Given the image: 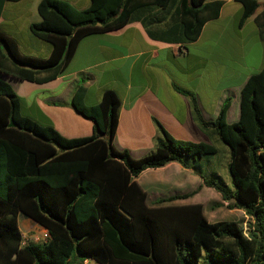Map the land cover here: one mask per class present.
Listing matches in <instances>:
<instances>
[{"label": "trees", "instance_id": "obj_1", "mask_svg": "<svg viewBox=\"0 0 264 264\" xmlns=\"http://www.w3.org/2000/svg\"><path fill=\"white\" fill-rule=\"evenodd\" d=\"M19 1L0 0V17L5 3ZM89 1L84 10L64 0L39 2L40 22L29 32L49 45L47 58L22 54L16 41L0 31V264H264V67L242 87L239 119L232 124L226 122L230 98L208 121L196 95L173 84L190 100L200 127L212 130L229 149L232 189L215 174H204L202 161L216 154L212 146L177 140L155 119L158 135L150 153L135 159L116 149L121 101L113 90L85 106V89L76 86L71 107L92 122L88 138H65L22 114V100L8 79L55 80L84 38L133 22L154 40L186 46L198 39L205 23L218 18L223 5L220 0ZM234 1L242 9L241 28L259 0ZM255 24L264 43V12ZM170 162L198 175L228 209L243 211L250 218L246 229L230 221L208 222L201 204L169 205L198 190L148 205L135 179ZM19 215L45 229L47 241L23 244Z\"/></svg>", "mask_w": 264, "mask_h": 264}, {"label": "crops", "instance_id": "obj_2", "mask_svg": "<svg viewBox=\"0 0 264 264\" xmlns=\"http://www.w3.org/2000/svg\"><path fill=\"white\" fill-rule=\"evenodd\" d=\"M40 1L5 3L0 31L16 41L22 54L43 59L50 54L49 45L34 39L29 32L30 25L40 22L37 13ZM64 1L77 10L90 5L89 0ZM220 1L223 5L218 18L205 23L198 39L186 46L154 40L141 23L133 22L116 31L84 38L66 72L55 80L37 84L8 79L22 100V114L39 125L52 126L65 138H88L93 134L92 122L71 107L76 86L85 89V106L97 104L104 91L113 90L121 101L113 145L118 150H127L133 158L139 159L154 149L158 132L153 119L177 140L219 145L220 140L212 130L200 127L190 100L176 92L173 84L196 95L200 112L208 121L217 117L223 101L230 98L226 122L238 121L240 91L248 78L264 67V43L255 24L256 16L264 12V0H259L256 13L241 28L238 27L240 4L234 0ZM25 42L33 48L24 49ZM215 51L230 52L233 62L217 60L210 67ZM209 159L202 161V168L210 165ZM211 174L220 177L217 173ZM135 182L146 193L148 205L196 190L192 197L169 205L201 204L203 211L204 201L208 199L226 205L213 189L202 186L198 175L176 162L143 171ZM197 195L201 198L192 203ZM234 211L244 215L241 210ZM23 224L26 235L41 229L29 219ZM18 228L22 237H26L19 222Z\"/></svg>", "mask_w": 264, "mask_h": 264}, {"label": "rangeland", "instance_id": "obj_3", "mask_svg": "<svg viewBox=\"0 0 264 264\" xmlns=\"http://www.w3.org/2000/svg\"><path fill=\"white\" fill-rule=\"evenodd\" d=\"M211 1V0H208ZM9 10V9H8ZM8 14V12H6ZM23 48L24 49H32L33 45L29 42H25V44H23ZM233 56L230 52H226V51H222V52H217L215 51L213 54V57L211 58V62H210V67H212L213 65H216L217 60L226 62H233ZM231 60V61H230ZM256 64L258 65V60L256 61ZM260 66V64L258 65V67ZM214 147L217 149L216 150V154L214 156H211V163L209 166H204V172L208 173V177H210L211 173H217L222 181L227 185V187L229 189H232V185H231V179H230V175L228 173L227 170V163L229 162V158H230V153H229V149L219 141V145L215 144L214 142H212ZM210 160V159H209ZM201 198V195H197L193 198L192 203H195L194 201H198V199ZM205 205H204V212H205V217L206 219L208 218L209 221L213 222H218V221H230V222H235L237 224L240 225V227H242L244 230L246 229V226L248 224V222L250 221V218L245 216V215H241L240 213H237L236 211H234V209L230 210L227 208V203L226 205H221L219 203H217L216 201L212 200V199H208V201H204ZM239 214V215H238ZM27 219L22 215H19L18 217V222H19V227L21 229L22 232H24L25 234V226L23 224V221ZM38 231H32L30 234L26 235V237H28V240L26 241L25 244L27 243H33L31 237L33 235H35ZM85 264H96L93 261H88V263Z\"/></svg>", "mask_w": 264, "mask_h": 264}, {"label": "built area", "instance_id": "obj_4", "mask_svg": "<svg viewBox=\"0 0 264 264\" xmlns=\"http://www.w3.org/2000/svg\"><path fill=\"white\" fill-rule=\"evenodd\" d=\"M48 238V232L43 228H41L35 235L31 237L33 243H43L46 242ZM27 240L28 238L25 236L22 237L23 244H25Z\"/></svg>", "mask_w": 264, "mask_h": 264}, {"label": "water", "instance_id": "obj_5", "mask_svg": "<svg viewBox=\"0 0 264 264\" xmlns=\"http://www.w3.org/2000/svg\"><path fill=\"white\" fill-rule=\"evenodd\" d=\"M10 126L15 127V124L11 121Z\"/></svg>", "mask_w": 264, "mask_h": 264}]
</instances>
